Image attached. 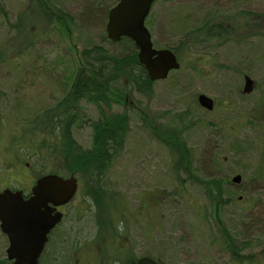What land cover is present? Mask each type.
I'll return each instance as SVG.
<instances>
[{
  "label": "rangeland",
  "instance_id": "obj_1",
  "mask_svg": "<svg viewBox=\"0 0 264 264\" xmlns=\"http://www.w3.org/2000/svg\"><path fill=\"white\" fill-rule=\"evenodd\" d=\"M116 1L0 0L3 54L20 51L32 39L7 30L20 16L24 24L29 20L31 34L35 30L31 52L0 63V190L27 180L25 172L14 171L20 163L37 170L34 180L72 174L59 152L40 149L41 140L52 143V138L39 136L35 127L31 132V121L64 98L83 64L74 61L83 48L96 45L115 53V44L103 38V11ZM31 13L38 17L30 19ZM212 18L231 28L221 40L183 49L181 68L155 82L149 95L133 93L127 104L103 109L104 116L126 114L131 129L104 180L107 192H93L97 215L95 202L84 194L97 188L75 176L79 191L59 231L68 237L71 264H126L142 257L159 264H264V0H157L145 26L156 48L176 47L188 31L196 33ZM254 26L256 35H250ZM244 77L252 82L247 92ZM199 94L215 100L213 112L195 104ZM84 105L81 124L78 117L70 119V132L90 149L91 123L100 113L91 103ZM186 110L187 131L168 125L161 130ZM164 113L168 119L160 118ZM30 144L38 148L37 160ZM235 175L242 177L238 185L231 183ZM116 194L123 196L126 212L113 209ZM107 209L126 225H119L121 234H110L111 240L101 230L113 225Z\"/></svg>",
  "mask_w": 264,
  "mask_h": 264
},
{
  "label": "trees",
  "instance_id": "obj_2",
  "mask_svg": "<svg viewBox=\"0 0 264 264\" xmlns=\"http://www.w3.org/2000/svg\"><path fill=\"white\" fill-rule=\"evenodd\" d=\"M117 1L114 2L110 8L103 11L106 19L109 10ZM50 13L53 15V12L50 11ZM32 14H34V16H32ZM37 17L35 13H31L29 16L30 19H36ZM225 19H228V17L222 18V20ZM222 20L214 18L208 19L203 26H201V28L204 27L205 29L200 28L196 33L194 31L192 33L188 31L176 47L164 48L171 49L177 58H181V51L183 49L194 50L198 42L210 43L212 40L217 39L219 41L226 35V29L223 27ZM31 28L32 25L29 20L27 24H24L21 16L18 18L17 24L9 25L7 30H14L15 33L24 34L29 37L32 36V39L20 46L22 49L18 52L3 54L0 50V63L5 64L14 61L19 57L21 58V55L28 54L29 50L34 49L32 47L35 42V38H33L35 30L33 34H31ZM194 33L196 34L195 40L189 41V37L193 36ZM103 38L107 40V38ZM108 42L109 44H115L114 54L96 45L83 48L79 58H75L74 60L75 62H82L83 67H77L70 89L66 92L64 98L54 104L51 109L45 111L44 114L40 115L38 119H33L31 121L33 127L38 130L36 134H39L41 137H46V140L48 136L52 138V143L41 140L40 149L42 147L43 149L46 148L51 154L59 152L60 156L63 158L61 162L67 163L72 167L71 171L67 167L69 172L75 176L80 175L81 178L87 179L89 184L97 188L95 190L92 186H89L92 189L84 193L95 202L96 215L100 210V205L94 197L96 194L93 192L96 191L98 192L97 194H99L100 191L104 193L107 192L103 187L104 180L115 160L123 154L126 138L131 129L128 125L129 117L126 114L117 115L111 113L104 116L103 109L106 108L108 111H111L112 104L114 103L120 104V102H123L124 105L127 104L128 95H132L133 93L149 95L154 85L153 82L148 80L144 68L139 65L137 49L132 41L122 38L117 43ZM79 100L93 104L100 113L99 119H92L91 129L93 130V141L90 149H84L77 144L70 132V119L73 118V115L81 120V116H78V114L81 113L80 111L83 112V108L79 105ZM71 104H76L75 108H72L70 111L66 110ZM195 104L198 105L197 103ZM196 105L194 106L193 103L191 108L198 110ZM50 112L53 113L51 114ZM188 112L189 111L186 110L176 115L179 116L177 120L174 117L168 119V113L161 114L160 118H166L168 119L167 121H170L162 125L163 128H161V130L166 129L168 125L167 127L169 129L177 127L181 134L184 133L190 128V125H186L182 120V117L188 115ZM83 118L85 119V115ZM169 129H166V131ZM46 143L48 144L47 147L44 146ZM116 195L119 199L112 204L113 209L117 210L118 213L126 212L123 196L121 194ZM105 213L109 217V222L111 220V223L114 225V232L120 235L121 231L119 225L123 227L126 226L123 225V220L118 215L109 212L108 209ZM61 229V227H58L52 235V240L47 247L48 256L46 257L45 264H68L69 241L67 239L68 237L66 238V236L63 235L64 233H59ZM154 260L158 262V260ZM245 260L246 259L241 262ZM133 261L134 259H128L126 264Z\"/></svg>",
  "mask_w": 264,
  "mask_h": 264
},
{
  "label": "water",
  "instance_id": "obj_3",
  "mask_svg": "<svg viewBox=\"0 0 264 264\" xmlns=\"http://www.w3.org/2000/svg\"><path fill=\"white\" fill-rule=\"evenodd\" d=\"M157 0H119L108 12L106 36L117 43L129 39L137 49V59L149 81L166 80L172 71L180 69L175 54L170 49H155L151 34L145 26L153 4ZM198 105L210 112L214 108L212 98L200 94ZM241 176L232 178L239 184ZM77 180L71 175L62 178L54 174L39 178L28 200L21 193L5 190L0 193L1 231L9 240L8 255L15 264H38L47 242V236L61 221L57 208L67 205L75 196ZM133 264H156L150 258H142Z\"/></svg>",
  "mask_w": 264,
  "mask_h": 264
},
{
  "label": "flooded vegetation",
  "instance_id": "obj_4",
  "mask_svg": "<svg viewBox=\"0 0 264 264\" xmlns=\"http://www.w3.org/2000/svg\"><path fill=\"white\" fill-rule=\"evenodd\" d=\"M229 19V18H228ZM223 21H225V20H223ZM256 23V22H255ZM262 26H263V23L261 24ZM226 27L230 30L231 28L229 27V25H226ZM228 29H226L225 30V32H227V31H229ZM250 32V30H248L247 31V34ZM256 32V26H254L253 27V29L251 30V33H250V35H256V34H253V33H255ZM251 81H249L248 80V78L247 77H244V87H243V92H247V90H248V86L249 87H251L250 85H251ZM71 86V85H70ZM69 89H70V87H69ZM68 89V90H69ZM198 97V96H197ZM214 100V99H213ZM80 102H79V105H81V106H85L84 104L85 103H87V102H85V101H81V100H79ZM92 106H93V104H91ZM75 106H76V104H71V106H68L67 108H66V110H68V111H70L72 108H75ZM95 107V110H96V112H97V107L96 106H94ZM215 107H216V102H215V100H214V109H215ZM202 109V108H201ZM214 109L211 111V112H213L214 111ZM81 113H79L78 114V116H82L83 115V112L82 111H80ZM51 114L53 113V112H50ZM73 117H76V116H74L73 115ZM79 119V118H78ZM79 123L81 124V120L79 119ZM82 126V125H81ZM81 126L79 125H74V127H80L81 128ZM73 128V127H72ZM71 128V129H72ZM33 129V126L31 127V132L33 131L32 130ZM31 135V138H34L35 136H36V134L34 135V133L33 134H30ZM31 143H35L36 144V142H31ZM30 150H31V155L37 160L38 159V148H36V147H33V146H31V144H30ZM30 155V156H31ZM6 163V162H5ZM5 165H8V164H5ZM10 166V167H9ZM8 167L9 168H11V165H9ZM12 166H14V161H13V164H12ZM23 167H21V163H20V166L19 167H15V168H18V169H16V170H14V171H16V173H17V175H23L24 173L23 172H25V175H27L28 176V178H27V180L24 182L23 180H22V184L21 183H19V185H17L18 186V188H10V187H8V185L6 184L1 190H0V193H2L3 191H5V190H10L11 192H13V193H16V192H20L21 193V196H22V199L23 200H28L29 199V197L31 196V189H32V187L34 186V184H35V182H36V180H34V175H35V173L37 172V170H34L33 168H32V165L31 164H29V163H24L23 165H22ZM23 168V169H22ZM15 174L13 173V176H14ZM24 175V176H25ZM12 176V177H13ZM24 182V183H23ZM18 183V182H17ZM68 206L69 205H67V206H63V207H59V208H57V212H60L62 215H63V218H62V221L53 229V230H51L50 231V233L48 234V236H47V242H46V244H45V246H44V249H43V251H42V253L40 254V257H39V259H38V264H45L46 262V257L48 256V252H47V247H48V245L50 244V242H51V240H52V235H53V233L58 229V227H60V225H62V223H63V221L65 220V210L68 208ZM0 225H1V222H0ZM113 226L114 225H107V229L105 228V226L101 229L102 230V234L106 237L107 235V238L109 239V240H111L112 238H111V236H110V234H112V235H114V228H113ZM104 236H102V237H104ZM103 239V238H102ZM8 249H9V240H8V238L3 234V232L1 231V227H0V264H15V260H13V259H11L10 257H9V255H8ZM112 257V258H111ZM116 256H115V253H113V255H110L109 256V258H111V259H113V258H115ZM143 258V257H142ZM137 259H139V258H137ZM135 260L134 259V261L132 262V263H137V261L138 260ZM132 263H129V264H132ZM68 264H71V256H70V254H68ZM75 264H77V263H75ZM156 264H159L158 262H156Z\"/></svg>",
  "mask_w": 264,
  "mask_h": 264
}]
</instances>
